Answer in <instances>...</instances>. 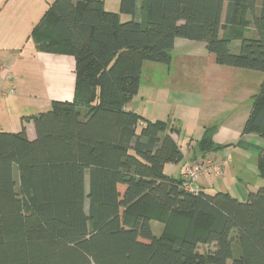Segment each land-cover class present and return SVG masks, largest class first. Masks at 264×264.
Segmentation results:
<instances>
[{"label":"trees","instance_id":"trees-1","mask_svg":"<svg viewBox=\"0 0 264 264\" xmlns=\"http://www.w3.org/2000/svg\"><path fill=\"white\" fill-rule=\"evenodd\" d=\"M138 9V0H121L119 12L104 0H55L34 28L39 50L75 58V93L24 116L20 131H0V264H264V185L247 200L188 191L183 174L165 171L185 159L180 128L127 108L146 62L170 64L177 38L202 41L217 64L263 74L244 133L264 138V0ZM214 130L197 142L201 153L227 146ZM257 165L264 179V149Z\"/></svg>","mask_w":264,"mask_h":264},{"label":"crops","instance_id":"crops-1","mask_svg":"<svg viewBox=\"0 0 264 264\" xmlns=\"http://www.w3.org/2000/svg\"><path fill=\"white\" fill-rule=\"evenodd\" d=\"M54 1L0 0V89L9 92L0 96V131H20L24 116L47 111L53 101H73L75 58L39 50L32 38L34 28ZM104 2L107 10L119 12L121 0L117 8L110 5L111 0ZM262 80L259 72L217 64L205 42L177 38L170 64H144L139 92L127 108L146 120H170L180 130L185 127L186 144L176 136L185 155L181 174L187 164H203L205 171L198 185L210 191V185L216 184L212 175L223 187L235 174L233 154L240 144L245 154L252 153L258 162L264 138L244 133V129ZM12 89L14 93H10ZM26 127L29 138L35 139L34 123L28 122ZM208 127H214L216 143L227 145L221 150H234L231 154L222 155L221 150L203 154L198 150L197 142ZM235 191L240 198V190Z\"/></svg>","mask_w":264,"mask_h":264},{"label":"rangeland","instance_id":"rangeland-1","mask_svg":"<svg viewBox=\"0 0 264 264\" xmlns=\"http://www.w3.org/2000/svg\"><path fill=\"white\" fill-rule=\"evenodd\" d=\"M118 1L116 0V2L114 0H111L112 3H110V5L112 6H116L115 8L118 7ZM138 14H140V9H138ZM123 19H126L125 15H122ZM237 44H240L239 42H237ZM236 44V45H237ZM235 45L232 46V50L235 51L236 50ZM258 73V71H256ZM261 75H263L261 72H259ZM161 84V82H159ZM145 86V85H144ZM186 128L184 127L182 130H180V133L178 134L180 136V138L183 141V144L185 143V139L184 136L186 135L185 133ZM197 133V132H194ZM203 136V135H202ZM242 144H240L237 149L234 150H221V154L222 155H229L231 154L232 151H234L235 157H234V163L236 165V170H235V174H232V177L230 178V180L228 179L227 183H224L226 185H224L223 187H219L218 186V177H215L214 175H212V180L216 183L215 186L213 185V183L210 185V188H208L210 191H229L232 194H236L235 189L237 188L238 190H240V193H242V195H240V198H244L245 200H247L248 194L253 191V190H257L259 187L264 185V179H262L259 175V169H258V165L256 163L257 159L255 158V156L252 153H248L245 154V150H242ZM238 155V156H237ZM184 162H181L179 164H173V163H169L165 169V171L172 175L173 177L179 178L181 176V170L183 169ZM195 165H203V164H195ZM205 171V169H204ZM203 171V172H204ZM201 173L200 177L202 176ZM237 174V177H236ZM199 177V180H200ZM246 178L250 179V183L246 184ZM212 181V182H213ZM199 182V181H198ZM250 184V185H249ZM212 186V187H211ZM123 187V186H122ZM124 188V187H123ZM121 190H123L120 187ZM152 226H153V231L156 235H160L161 232L164 229V224L158 221H153L152 222ZM199 251L200 252H206V251H212L215 249L214 245H203V246H199Z\"/></svg>","mask_w":264,"mask_h":264},{"label":"built area","instance_id":"built-area-1","mask_svg":"<svg viewBox=\"0 0 264 264\" xmlns=\"http://www.w3.org/2000/svg\"><path fill=\"white\" fill-rule=\"evenodd\" d=\"M0 68H3V65H0ZM15 89H12L10 93H14ZM9 92L3 89H0V96H6ZM203 165L187 164L184 168L183 178L185 180L184 186L190 192H198V181L200 174L203 173Z\"/></svg>","mask_w":264,"mask_h":264}]
</instances>
